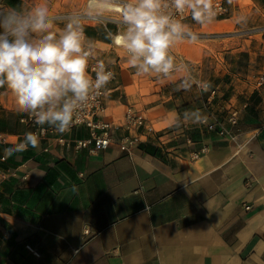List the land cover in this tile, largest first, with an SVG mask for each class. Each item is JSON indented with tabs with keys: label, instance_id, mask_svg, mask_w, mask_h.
Segmentation results:
<instances>
[{
	"label": "crops",
	"instance_id": "crops-1",
	"mask_svg": "<svg viewBox=\"0 0 264 264\" xmlns=\"http://www.w3.org/2000/svg\"><path fill=\"white\" fill-rule=\"evenodd\" d=\"M23 5L6 0L0 10ZM225 5L224 21L258 20L250 27L259 28L253 37L261 47L218 62L194 43L182 42L174 53L216 90L211 105L208 92L178 87L180 74L137 76L123 50L105 38V28L117 29L115 13L85 22L96 57L116 76L100 118L121 137V118L131 107L150 130L142 131L144 140L131 155L115 144L96 154L56 144L44 152L45 141L24 150L2 146L5 165L24 163L29 176L0 184V264H264V85L257 83L264 71V0ZM66 19H55L56 28ZM0 99V132L11 143L21 140L31 129L19 122L22 112L6 87ZM196 109L224 122L229 110L240 109L238 139L201 124L170 126L173 116ZM70 136L87 138L88 129L77 127ZM204 146L208 152L190 160Z\"/></svg>",
	"mask_w": 264,
	"mask_h": 264
},
{
	"label": "clouds",
	"instance_id": "clouds-1",
	"mask_svg": "<svg viewBox=\"0 0 264 264\" xmlns=\"http://www.w3.org/2000/svg\"><path fill=\"white\" fill-rule=\"evenodd\" d=\"M185 12L198 25L211 24L216 17L213 0H87L82 11L69 14L57 29L47 0L27 11L0 10V88L6 87L17 110L38 125L61 134L70 131L115 75L104 60L97 59L95 41L86 35L85 22H102L115 13L117 29L105 28V38L123 50L137 76L167 80L180 74L178 87L191 90L195 85L201 93L207 92L210 82L197 80L189 66L172 53L177 43L198 40V34L183 22ZM91 61H95L94 77L89 71ZM208 120L199 109L188 110L182 117L173 116L170 126L179 127L182 121L206 124ZM26 144L38 146L34 133L27 134Z\"/></svg>",
	"mask_w": 264,
	"mask_h": 264
},
{
	"label": "built area",
	"instance_id": "built-area-1",
	"mask_svg": "<svg viewBox=\"0 0 264 264\" xmlns=\"http://www.w3.org/2000/svg\"><path fill=\"white\" fill-rule=\"evenodd\" d=\"M225 1L226 0H213V7L216 11V17L214 20H226L228 18V9L225 5ZM189 20H191V17L187 12H185L183 15V22ZM97 59L100 58L97 57ZM178 60L182 59L179 58ZM182 61L189 66L187 61ZM106 67L109 70H112L107 64ZM94 68L95 61H91L89 64V71L90 74L93 75V77L95 75ZM193 76L195 77L194 74ZM115 77L116 76L114 75L112 81L115 80ZM196 79L200 80L198 78ZM257 83L259 85H264V71L259 74ZM110 91L111 88L108 85L107 90L104 92V94L96 97L93 101H91L88 107L83 110L78 121L71 127L70 131L64 134L57 132L52 127L46 125H38L35 122L34 118L26 113H22V115L19 117V122L31 129L29 133H34L37 141H45L47 143V145L43 148L44 152H47L49 150L51 144H56L59 147L67 150L72 149L74 152L86 149L90 154H96L107 149L111 144H115L121 151L127 153L128 155H131L132 152L137 149L144 140V133H142V131H149L150 129L145 124L144 115L138 111H135L133 108L128 107L121 118L122 128L125 130V134L121 137L114 138L111 132L110 123L100 118L106 112L105 97ZM207 92L208 96L205 100V103L206 105H211L215 98L216 90L210 88ZM246 107V104L242 105V109H245ZM239 112L240 109H231L226 116L225 122L209 119L206 124L201 125H203L208 132H214L219 137L227 138L229 141L235 142L241 134L238 126ZM80 126L88 129V137H71L70 133L72 132V130ZM27 134H24L21 140L11 143L9 141L8 134L0 132V184L11 178H19L21 181L27 180L29 173L25 170V164L22 163L15 166L5 165L6 155L1 151V147L7 144H13L18 150L26 149ZM21 145H23V147H21ZM207 152L208 148L206 146L202 147L199 151L191 152L190 160H196L202 155H205ZM85 232L87 233V230H85Z\"/></svg>",
	"mask_w": 264,
	"mask_h": 264
},
{
	"label": "rangeland",
	"instance_id": "rangeland-1",
	"mask_svg": "<svg viewBox=\"0 0 264 264\" xmlns=\"http://www.w3.org/2000/svg\"><path fill=\"white\" fill-rule=\"evenodd\" d=\"M5 2L6 0H0V8ZM23 2L24 5L20 9L27 11L37 3L42 2V0H23ZM86 2L87 0H47L55 19L65 18L71 13L82 11L86 7ZM253 18L254 16L250 17L246 25H238L224 20H214L211 24L197 25L196 27L190 25L198 34V40L194 44L204 47L210 54L208 59H212L215 62L240 55L243 52L241 49L255 50V47L258 44L261 47L262 43L253 37L254 34L259 32V28L250 27L251 24L255 25L258 22V20L255 21ZM246 19H248V16ZM180 43L173 47V54L177 51L176 47ZM232 50L237 51L231 53ZM241 60L242 58L239 57V66L241 65Z\"/></svg>",
	"mask_w": 264,
	"mask_h": 264
}]
</instances>
